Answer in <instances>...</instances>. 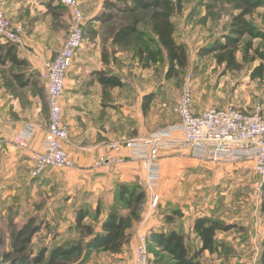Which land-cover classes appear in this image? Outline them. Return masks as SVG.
I'll use <instances>...</instances> for the list:
<instances>
[{
  "label": "rangeland",
  "instance_id": "rangeland-1",
  "mask_svg": "<svg viewBox=\"0 0 264 264\" xmlns=\"http://www.w3.org/2000/svg\"><path fill=\"white\" fill-rule=\"evenodd\" d=\"M104 1L78 0L86 27L83 45L89 41L93 42L92 35L96 32V35H99L98 42L102 44L100 52L102 64L135 63L136 74L139 76L143 75V69L148 70L146 83L143 81L141 84L154 94V100L150 104L151 127L155 126L157 129L150 134L177 122L173 109L188 78L192 83L195 111L230 105L245 112L258 110L264 116V69L261 75L259 70H255L259 64L258 60L245 64L241 70L224 72V67L218 66L213 56L202 58L197 53L201 47L228 31L231 17L238 12L235 1L183 0L181 12L176 13L171 20L175 27L174 39L185 45L188 60L186 68L171 78L166 77L168 67L166 59L144 68L142 63L145 62L137 53L138 49L147 50L152 46L148 40L151 36L148 25L149 12L132 15L138 19V26L144 31L145 38L132 36L126 43L115 47L108 41L110 32L116 29L117 25L130 22L132 16L118 14L115 20L102 24L98 21V27H94L93 19L102 11H108L103 7ZM13 2H19L20 5L18 19H13L7 13ZM0 3L4 6L10 25L18 28L24 46L26 37L35 31L33 23L36 20L42 21L38 28L39 34L50 30L51 40L59 41L65 36L67 38L69 34L73 22L72 13L59 2L0 0ZM40 7H44V11H41ZM248 19L264 29V9L255 10ZM253 45L264 51V41L255 39ZM118 51L121 57L115 56ZM82 56L76 51L74 60L67 69L61 102L63 109H68L65 111L68 112V116L78 117L82 125L79 132L86 133L88 129H84L87 125L84 119L88 117V109L92 108L97 120L99 109L97 102L88 104L85 98L97 94L98 86L96 77L80 68L86 67L81 64V59L84 58ZM93 56V53L88 54L91 60H95ZM238 57L240 58V55ZM1 70L7 77L11 75L10 72L24 71L25 77L32 74L33 80L40 79L39 73L31 69V66L27 68L9 66ZM34 88L40 87L37 85ZM71 103L72 105H67ZM162 151H168L164 156L172 158L166 160L163 165L158 162L159 178L155 184L157 204L152 206L151 199L155 193H151L152 189L146 185L147 195L140 206V218L133 221L126 231L142 226L141 234L149 235L144 229L154 218L158 220V226L168 227L171 224L178 230L181 228L183 230L194 217L205 213V216L219 218L226 224H234L235 227L227 233H219L216 237L217 246L212 252H203L200 260L205 264H261L259 254L264 239V213L260 211V205L264 189L263 186L259 187L260 178L252 170L251 162H214L197 157L193 161L185 155L187 153L178 149L161 150L159 156ZM160 159L158 157V161ZM143 164L146 172L145 163ZM108 165L110 166L107 171H104L103 168L107 165L95 164L92 175L99 178L100 182L91 186L88 182L83 185L80 181L75 182L79 178L85 179L84 176L78 175L76 168L49 167L39 177L32 178L28 164L27 167L23 166V170L15 171L9 161L0 155V228L3 238L0 254L10 250V234L31 217L37 223L41 222V228L34 235L30 250L32 256L45 250V259L40 263L45 264L53 247L84 241L90 237L84 229L76 226L75 212L80 207L88 211L83 223L88 224L93 232L100 230L103 220L101 211L107 214L111 205H114L118 212L127 214L128 210L124 203L117 198L116 186L119 181L108 183L102 181L110 167L116 166ZM105 201H108L107 204ZM125 245L119 252L97 250L90 254L80 253L60 259L57 264H131L130 254L128 251L125 252ZM188 245L191 251L199 247L193 231L188 235ZM147 247L152 264H173L170 257L160 252L149 239ZM0 264L10 263L4 262L0 256Z\"/></svg>",
  "mask_w": 264,
  "mask_h": 264
},
{
  "label": "trees",
  "instance_id": "trees-1",
  "mask_svg": "<svg viewBox=\"0 0 264 264\" xmlns=\"http://www.w3.org/2000/svg\"><path fill=\"white\" fill-rule=\"evenodd\" d=\"M236 2L238 12L230 19L227 32L212 42L201 47L197 53L199 57L209 55L215 58L218 66L224 67L225 71L241 70L247 63L255 60L259 64L255 70L261 75L264 69V51L253 45V40L264 41V29L259 27L248 17L257 9H264V0H233ZM183 0H105L103 7L108 11L102 13L93 20L99 23H106L115 20L118 14L135 15L138 12H149L148 25H150L151 36L148 38L151 47L147 50L138 49L137 53L144 60L142 66L145 68L150 64H156L163 59L167 60L168 67L166 77L171 78L178 75L180 70L187 66L188 55L185 45L174 39V25L172 17L181 12ZM62 5V4H61ZM64 6V5H63ZM52 9V8H50ZM115 12V13H114ZM138 19L132 16L130 22L117 25V28L110 32L113 46L127 42L132 36L145 38V33L138 26ZM85 29L86 27L83 26ZM85 35V32H84ZM93 32L92 36H95ZM17 45L4 44L0 42V66H17L27 68L29 63L26 59L18 57ZM240 55V58L238 57ZM106 62V59H105ZM24 71L10 72L11 78L19 88L37 86L39 80H33L32 74L25 77ZM97 82L104 87L121 86L120 79L115 75H109L106 71L96 72ZM142 112L150 108L154 100L153 92L142 97ZM117 198L124 203L127 214L118 212L114 205L103 218L100 230L92 231L88 224L83 223L88 211L80 207L75 212L76 226L84 229L89 238L76 242H69L55 246L46 260L45 264H57L60 259H66L76 254H90L97 250L106 252H119L129 241L130 234L127 229L133 221L139 220V210L145 199V188L137 182H118ZM264 189V182H263ZM260 211L264 213V194L262 195ZM235 225L225 223L219 218L208 216H197L193 222L192 231L199 242L198 249L192 250L188 245V235L175 230L150 231L148 239L160 252L167 254L173 264H205L200 257L203 252L210 251L217 246L216 237L219 233H227ZM41 228V222L35 221L32 217L18 229L10 234V250L0 254L4 262L10 264H40L44 261L46 251H40L32 256L30 244L36 232ZM259 254L260 263L264 264V239ZM3 245L0 228V247Z\"/></svg>",
  "mask_w": 264,
  "mask_h": 264
},
{
  "label": "crops",
  "instance_id": "crops-1",
  "mask_svg": "<svg viewBox=\"0 0 264 264\" xmlns=\"http://www.w3.org/2000/svg\"><path fill=\"white\" fill-rule=\"evenodd\" d=\"M39 9L44 11V7H40ZM20 12L19 2H13L7 13L13 19H18L17 14ZM40 23H42L41 20L34 21L33 28L35 31L26 37L25 46H17L18 57L26 59L31 69H35L39 73L40 79L37 85L40 88L36 89L32 85L19 88L11 78V75L7 77L2 74L1 68L9 66H0V155L9 161L15 171L23 170V166L27 167V164L30 170L31 162H29V154L33 150L42 148L49 117L46 100L47 89L41 79V72L44 62L57 54L63 44L62 42L66 38L65 36L60 38L59 41L51 40L52 34L50 30L44 32V34H39L38 28L41 26ZM93 23L94 27H98V21L93 20ZM98 37L99 35H95L93 42L89 41L77 50L84 57L81 59V64L86 65V67L80 68L85 69L88 74L94 77H96V72L106 71L109 75L117 76L121 81V86L103 88L96 78L98 92L95 95H88L85 100L88 101V104L91 102L98 103L99 119L97 120V116L93 113L92 108H89L88 117L84 119V122L87 124L84 129H88L86 133L79 132L82 125L78 117L68 116V112H65L68 109H64L63 113L65 123L70 131L69 137L64 143L65 149L68 155L76 162L78 175L85 177V179L79 178L75 182L78 183L80 181L82 185L88 182L91 186L100 182L99 178L97 179L92 175L96 159L103 154H107V152L116 154L111 150L112 144L128 140L145 139L153 130L157 129L154 128L155 126L151 127L150 108L146 114L142 112V97L149 94V89L143 87L141 83L143 81L146 83V73L148 70L143 69L141 78L139 74H136L135 63L118 65L102 64L100 55L102 44L98 42ZM108 41L112 44L110 35ZM92 53L95 60H91L88 57V54ZM115 56L121 57L120 52L118 51ZM67 105H72V103ZM24 129L33 130L34 133L27 144V148H20L14 144L13 140L18 134L17 132ZM174 137L179 138V135L175 134ZM167 152L162 151L160 153L159 157L161 159L159 163L161 162V165L165 164L166 160L168 161L172 158L164 156ZM185 155L193 161L196 159L188 154ZM119 156L124 160L114 167L111 166L110 171L107 172L102 181L107 183L112 181H138L145 188L147 173L145 172L143 162L138 159H129L128 149L123 148ZM109 166L107 164L103 168L104 171H107ZM103 169L101 170L103 171ZM152 192L156 194L155 185L152 188ZM107 202L105 201L106 204ZM102 212L101 216L103 215L104 218L106 213ZM200 216H205V213H200ZM195 218L189 221L187 227L183 228V230L182 228L178 230V228L171 224L168 227L166 225H162L163 227L158 226V220L154 218L144 230H147L149 233L153 230L160 231L158 229H162L163 231L175 230L189 235L190 231H192ZM141 229L142 226H139V229L134 227L127 231L130 236L129 241L125 245V252H129L131 264H133L135 246L139 235L142 233Z\"/></svg>",
  "mask_w": 264,
  "mask_h": 264
},
{
  "label": "built area",
  "instance_id": "built-area-1",
  "mask_svg": "<svg viewBox=\"0 0 264 264\" xmlns=\"http://www.w3.org/2000/svg\"><path fill=\"white\" fill-rule=\"evenodd\" d=\"M69 8L72 24L64 45L51 60L43 64L41 79L47 89L49 107L46 136L41 149L29 154L30 177H39L49 167L76 168V162L68 155L64 143L70 131L65 123L61 96L65 90L67 69L74 60L76 51L83 45L84 15L78 0H54ZM0 3V42L23 46V39L17 27H12ZM173 113L177 122L150 134L145 139L128 140L111 145L116 154L107 152L96 159V165L119 164L123 159L119 153L129 150V159L141 160L146 167V185L152 189L159 178V152L165 149H178L190 155L214 162L249 161L252 170L258 175L259 187L264 182V116L260 111L245 112L233 106L208 107L194 110L193 88L190 78L186 79ZM14 137V144L27 148L33 130H21ZM175 134L179 138L174 137ZM158 196L152 195V206ZM148 235L140 234L134 249V264H152L147 247Z\"/></svg>",
  "mask_w": 264,
  "mask_h": 264
}]
</instances>
